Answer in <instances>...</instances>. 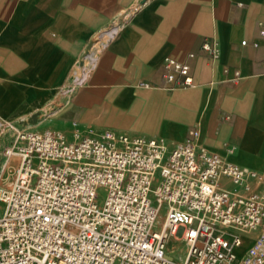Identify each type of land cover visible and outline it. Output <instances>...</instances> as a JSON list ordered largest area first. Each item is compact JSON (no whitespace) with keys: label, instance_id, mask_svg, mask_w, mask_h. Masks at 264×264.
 I'll return each mask as SVG.
<instances>
[{"label":"crops","instance_id":"crops-1","mask_svg":"<svg viewBox=\"0 0 264 264\" xmlns=\"http://www.w3.org/2000/svg\"><path fill=\"white\" fill-rule=\"evenodd\" d=\"M168 58L190 65L194 87H166ZM0 116L168 151L197 131L198 144L264 173V0H0Z\"/></svg>","mask_w":264,"mask_h":264},{"label":"built area","instance_id":"built-area-1","mask_svg":"<svg viewBox=\"0 0 264 264\" xmlns=\"http://www.w3.org/2000/svg\"><path fill=\"white\" fill-rule=\"evenodd\" d=\"M203 50L216 60L214 44ZM163 68L168 89L195 86L190 65L168 58ZM4 133L0 264H264V173L198 144L197 131L170 151L110 131L69 142L0 116ZM173 238L183 259L168 252Z\"/></svg>","mask_w":264,"mask_h":264},{"label":"rangeland","instance_id":"rangeland-1","mask_svg":"<svg viewBox=\"0 0 264 264\" xmlns=\"http://www.w3.org/2000/svg\"><path fill=\"white\" fill-rule=\"evenodd\" d=\"M10 138H11V134H9V133H4L3 135L0 134V157H1L2 149L4 148L5 145H7L9 143ZM68 140H69V142H73L75 140L74 136L69 137ZM13 161H16V159H13ZM15 169H16V164L14 162V164L11 166L10 170H8V172H7V175H6L7 179L10 178L11 181L13 180L12 171H14ZM105 197H106V192H105L104 189H101L100 190V201L103 202ZM166 211H167V205H165L162 208V218H161V220L163 219ZM195 226L196 225H194V227ZM155 230H158V228H156ZM169 250L171 251V254L175 257L176 260H180L181 258L183 259L185 257L186 251H187V247H186V245L183 242L174 241L172 239V241L170 242V245H169Z\"/></svg>","mask_w":264,"mask_h":264},{"label":"bare ground","instance_id":"bare-ground-1","mask_svg":"<svg viewBox=\"0 0 264 264\" xmlns=\"http://www.w3.org/2000/svg\"><path fill=\"white\" fill-rule=\"evenodd\" d=\"M174 241H180V242H183L181 239L179 238H173ZM168 252L171 253V251L168 249Z\"/></svg>","mask_w":264,"mask_h":264}]
</instances>
